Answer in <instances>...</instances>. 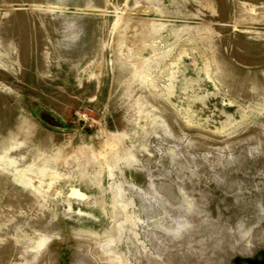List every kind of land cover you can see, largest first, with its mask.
Returning <instances> with one entry per match:
<instances>
[{"label": "rangeland", "instance_id": "obj_1", "mask_svg": "<svg viewBox=\"0 0 264 264\" xmlns=\"http://www.w3.org/2000/svg\"><path fill=\"white\" fill-rule=\"evenodd\" d=\"M0 264H264V0H0Z\"/></svg>", "mask_w": 264, "mask_h": 264}]
</instances>
